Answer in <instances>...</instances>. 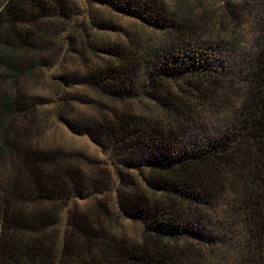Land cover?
I'll return each instance as SVG.
<instances>
[{
	"label": "trees",
	"instance_id": "16d2710c",
	"mask_svg": "<svg viewBox=\"0 0 264 264\" xmlns=\"http://www.w3.org/2000/svg\"><path fill=\"white\" fill-rule=\"evenodd\" d=\"M90 1L165 40L91 41L118 26L78 22L72 0H0V264H264V0H250L256 37L244 50L211 41L195 10L165 0ZM241 51L245 64L227 55ZM69 53L101 62L66 72ZM30 80L57 87L58 120L101 148L116 184L102 191L61 153L33 146L22 122L48 102ZM76 87L103 100L96 118L71 116ZM205 112L217 118L214 135ZM98 192L140 221L141 240L64 216L74 198Z\"/></svg>",
	"mask_w": 264,
	"mask_h": 264
},
{
	"label": "rangeland",
	"instance_id": "374dc122",
	"mask_svg": "<svg viewBox=\"0 0 264 264\" xmlns=\"http://www.w3.org/2000/svg\"><path fill=\"white\" fill-rule=\"evenodd\" d=\"M76 6V17L78 22L87 18L102 17L105 22H113L118 26V30L114 32L102 31L97 37H91V41H125L131 44L134 40L148 42L151 46H158L163 43L165 36L162 32L150 29L139 21L119 15L103 6H97L93 2L87 0H72ZM165 2L173 9L188 8L195 10L196 16H201L205 22L206 34L210 40L218 41L221 38L235 39L239 47L244 50L254 44L256 37V27L258 16L256 14L255 2L250 0H165ZM88 3V4H87ZM225 13V10L228 9ZM90 6V8H89ZM90 10H89V9ZM231 11V12H230ZM80 41V38L76 43ZM230 60L237 59V62L245 64L249 58L244 51L239 53L227 54ZM247 57V58H246ZM247 60L246 62L244 61ZM101 62V59L87 55L82 58L79 54L69 53L63 65V71L66 72H83L87 66H93ZM234 61V60H233ZM236 61V60H235ZM240 65V64H239ZM27 90L32 94H36L45 99L48 104L37 109L34 116L22 122L23 126L28 129V137L31 139L34 147L40 150L58 152L60 162L65 164L72 163L75 168L83 171L87 175H94V179L98 181L100 190L104 191L106 187H112L116 184L114 167L101 148L96 146L87 136L76 135L71 132L67 126L62 124L57 118V104L60 100V93L55 85L50 81V85L45 84L44 80L28 81L26 83ZM68 95L73 102L71 116L76 118H96L99 115L97 108H102L98 103L103 102L99 96L83 87L69 89ZM86 99L93 102L90 104ZM62 99V98H61ZM86 102V103H83ZM234 100H231V104ZM144 112L149 113V109L143 108ZM213 114L205 112L199 120L201 126L209 127L210 135L215 134L218 130L217 118H212ZM227 116L229 114H226ZM227 116H221L223 119ZM216 127V129H215ZM215 129V130H214ZM208 131V130H207ZM69 156V160L65 156ZM133 174V173H131ZM110 191L112 188H109ZM101 193L85 195L86 197H76L69 204L68 209L64 212V216H71L74 213L86 214L91 218L92 222H100L105 226L112 227L113 231L119 236H124L136 241L141 240L143 226L140 221L124 217L118 213L115 207V194L100 195Z\"/></svg>",
	"mask_w": 264,
	"mask_h": 264
}]
</instances>
